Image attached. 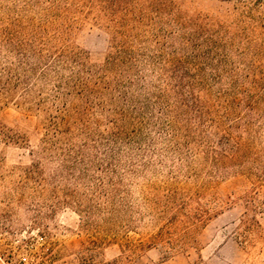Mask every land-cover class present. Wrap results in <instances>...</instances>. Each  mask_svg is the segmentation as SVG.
Masks as SVG:
<instances>
[{
  "label": "rangeland",
  "instance_id": "rangeland-1",
  "mask_svg": "<svg viewBox=\"0 0 264 264\" xmlns=\"http://www.w3.org/2000/svg\"><path fill=\"white\" fill-rule=\"evenodd\" d=\"M166 1L177 16L155 25L162 31L139 20L144 0H0V23L31 21L60 34L53 42L92 66L104 65L116 32L127 36L135 54L161 58L151 68L187 70V90L222 120L207 131L216 144L227 125L252 113L241 106L222 119L229 101L244 100L247 75L264 72V0ZM113 117L97 116L98 130L112 131ZM47 134L45 113L0 103V264H264V238L243 224L252 218L264 230V135H245L236 159H165L123 179L132 207L125 216L94 189L61 178L58 164L39 154Z\"/></svg>",
  "mask_w": 264,
  "mask_h": 264
},
{
  "label": "trees",
  "instance_id": "trees-1",
  "mask_svg": "<svg viewBox=\"0 0 264 264\" xmlns=\"http://www.w3.org/2000/svg\"><path fill=\"white\" fill-rule=\"evenodd\" d=\"M169 10L166 0H144L139 20L147 19L162 31L155 25L167 15L177 16ZM8 23H0V103L45 113L48 134L39 154L58 164L62 179L94 189L115 213L129 216L132 210L123 179L156 170L165 159L188 164L199 157L215 164L223 157L236 159L248 144L245 135L254 140L264 135V72L257 67L259 77L247 75L244 100L229 101L222 119L229 120L241 106L252 113L236 118L241 126L227 125L219 142L212 144L207 131L218 129L222 120H214L211 110L187 90L192 88L187 70L153 68L162 64L161 58L135 54L127 36L120 37L119 32L104 65L92 66L82 53L54 43L60 34L51 37L31 21L9 18ZM236 82L233 76L232 84ZM163 84L167 92L162 91ZM107 112L115 116L108 120L114 129L102 133L97 116ZM233 130L241 134L234 135ZM189 140L198 148L190 146ZM33 166L38 169L40 163ZM98 171L100 177L95 176ZM106 186L113 190L108 192ZM90 201L93 204V198ZM91 209L99 208L93 204ZM243 224L264 238L256 220L246 218Z\"/></svg>",
  "mask_w": 264,
  "mask_h": 264
}]
</instances>
